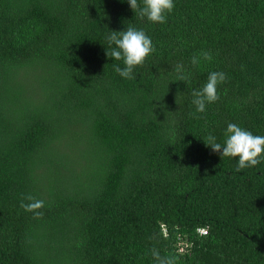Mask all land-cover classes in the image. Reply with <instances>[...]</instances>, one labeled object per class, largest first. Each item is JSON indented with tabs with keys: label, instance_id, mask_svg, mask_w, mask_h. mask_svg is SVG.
Wrapping results in <instances>:
<instances>
[{
	"label": "trees",
	"instance_id": "1",
	"mask_svg": "<svg viewBox=\"0 0 264 264\" xmlns=\"http://www.w3.org/2000/svg\"><path fill=\"white\" fill-rule=\"evenodd\" d=\"M173 2L159 24L127 0H0V264H153V247L264 264V159L237 172L204 143L228 123L264 135V0ZM128 26L155 48L135 79L106 56ZM213 71L219 99L196 112Z\"/></svg>",
	"mask_w": 264,
	"mask_h": 264
},
{
	"label": "clouds",
	"instance_id": "2",
	"mask_svg": "<svg viewBox=\"0 0 264 264\" xmlns=\"http://www.w3.org/2000/svg\"><path fill=\"white\" fill-rule=\"evenodd\" d=\"M127 3L133 13L141 19L146 18L149 22L159 24L166 23L167 15L175 7L173 0H142V3L139 0H127ZM109 32L107 41L109 45H115V47L110 52H106V56L115 61H122L124 65L123 68L114 65V71L122 78L135 79L134 68L141 66L145 58L155 51L151 38L143 30L133 26H128L124 31ZM212 58L210 51H204L194 55L191 58V64L198 65L201 60L210 62ZM175 71L178 74V81L182 82L190 78L185 74L182 64H177ZM226 79V74L222 71L210 72L202 88L192 91V104L196 112L203 113L207 104L215 103L219 99L218 87L225 83ZM224 137V143L221 144L217 142L216 136L209 133L204 143L220 157L238 158L237 172L255 167L264 159V135H254L235 123H228ZM20 207L25 212L33 213L34 218H42L44 213L41 210L45 207V201L26 195L22 197ZM150 253L153 264H178V257L172 254L162 255L158 248L153 247Z\"/></svg>",
	"mask_w": 264,
	"mask_h": 264
}]
</instances>
